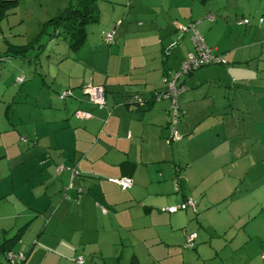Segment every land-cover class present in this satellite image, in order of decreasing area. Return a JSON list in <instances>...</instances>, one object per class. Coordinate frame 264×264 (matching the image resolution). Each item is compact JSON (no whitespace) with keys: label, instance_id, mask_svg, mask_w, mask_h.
<instances>
[{"label":"crops","instance_id":"obj_1","mask_svg":"<svg viewBox=\"0 0 264 264\" xmlns=\"http://www.w3.org/2000/svg\"><path fill=\"white\" fill-rule=\"evenodd\" d=\"M13 1L6 17L56 0ZM214 1L98 2L100 27L69 49L77 71L51 78L72 96L41 93L35 121L0 130V240L18 234L22 264H264V0H222L225 20L210 15ZM189 23L226 64L178 79L189 90L178 97L181 138L170 143L168 98L144 109L115 101L166 89L162 75L192 50L190 31L177 28ZM104 32H113L105 56ZM88 85L104 86L106 106L87 100ZM251 161L261 173L240 191ZM120 177L132 186L110 180ZM187 198L195 210L165 211ZM192 232L194 247L184 248Z\"/></svg>","mask_w":264,"mask_h":264},{"label":"rangeland","instance_id":"obj_2","mask_svg":"<svg viewBox=\"0 0 264 264\" xmlns=\"http://www.w3.org/2000/svg\"><path fill=\"white\" fill-rule=\"evenodd\" d=\"M96 1L101 4L105 0ZM214 2V6L218 5L220 8L215 10L216 12L214 10L210 12V15L215 16L214 14L217 13V18L225 20L228 14L223 12L224 2L222 0H215ZM63 4H66V0L44 1L43 6L37 2L27 13L21 14L22 10L17 9L8 17L0 18V130L10 122L17 124L19 117L22 116L23 120L27 122L35 121L38 118L35 105L41 93L46 92L51 96L54 94L60 100V93L69 89L73 92V88L69 86L56 89L55 85L51 84V78L56 75H58V82L61 83L68 80L69 73L74 70L77 71L61 31L56 33L54 27L48 23V19L55 15V10L60 9L61 5L65 6ZM99 27L98 21L87 24L88 36L93 28ZM102 36L100 38L102 45L100 51L105 56L106 52H110L109 47L111 45L105 44L102 41ZM8 44L24 46V49L20 52H17L20 49L10 50ZM90 45L88 42L85 47L89 49ZM203 68L194 72L197 73ZM88 69H86L87 72ZM20 76H23V81L17 83L16 79ZM28 106H31L30 114L28 113ZM249 166V177L245 181L243 179L244 182L241 184L240 191L248 185H252L255 175L261 173L262 166L260 163L251 161ZM258 219L264 221L261 220L260 216ZM252 224L254 222L243 226L240 230L250 229ZM259 252L264 254V248L259 249ZM3 259L4 257L0 256L1 263H3ZM4 261L5 264H8L5 259Z\"/></svg>","mask_w":264,"mask_h":264},{"label":"trees","instance_id":"obj_3","mask_svg":"<svg viewBox=\"0 0 264 264\" xmlns=\"http://www.w3.org/2000/svg\"><path fill=\"white\" fill-rule=\"evenodd\" d=\"M15 6H16V2L13 0H0V18L6 17L7 11L10 10L11 8L15 7ZM99 16H100L99 7L97 5L96 0H71V1H69L68 5L63 10H60L55 16H52L51 18H49L48 23L54 27V29L56 30V33L57 32L59 33L61 31L60 33L62 34L63 39L67 42L69 49L71 51H76L77 49H79L83 45V43L86 40V37H87L86 25L91 23V22H94V21H99ZM247 23H248V21H247ZM247 23H244V24H247ZM107 33H109V32H104L102 34L103 35L102 41L105 44L109 45L113 42V39L111 42L106 41L105 36ZM190 34H191V32H190ZM8 45L10 47V50L16 51V49H20L17 52H20V51H22V49H24V46H16V45H12V44H8ZM169 48L170 47H167L166 51H163L164 56L169 53ZM208 48L210 49V51L213 55L220 56L224 59V57L222 55L216 53L212 48H210V47H208ZM190 52H194V47H192V50ZM189 53H187V55ZM187 55L185 56L183 61L186 59ZM182 62L180 64L179 68L174 73H172L171 75L166 74L167 71H165L164 74L162 75L161 80L166 85L165 90L161 91V90L155 89L147 97L141 93H138V92H125L116 98L115 105L134 106L137 109H144V108L151 106V104L154 102V100H156L157 98L165 97V95L168 93L169 81L173 77V75L180 70ZM225 64H226V60L224 59V63H222V62H220V63H208V64H205V65L199 67V68H202V67L208 66V65H225ZM199 68H197V69H199ZM197 69H195V70H197ZM195 70H192V71H190L184 75H180L178 77V79L193 73ZM178 79L176 80V85L178 87L184 86L185 89H184V91L177 94V96L175 98L176 103H177L178 108H179V115H178L177 123H178L180 116L182 114V111L180 110L179 103H178V97H179V95H181V94H183L189 90V87L184 82H178ZM99 86H101L103 89L104 104L102 107H104V106H106L105 88L102 85H99ZM81 90H82V87H81ZM67 91L71 92L70 95L64 96L62 98L59 97L61 100H65V99L72 96V91L70 89ZM166 98H168L170 100L169 97H166ZM87 100L90 101V98L88 97ZM93 105L96 106L95 104H93ZM77 111H79V110L76 109L74 114ZM169 114H170V107L168 108V116H169ZM176 127H177V125H176ZM24 139L26 140V137ZM166 140L167 141L169 140L170 143L173 142L169 138V126H168V133L166 136ZM17 237H18V234L16 233L14 236L9 237V238H5L2 240V242H0V252L3 254L5 260H6V256L8 255V253H12V254L16 255L18 252H23L20 250H15L12 247L14 242L16 241ZM192 247H194V245ZM192 247H190V248H192ZM24 255H25V253H24ZM23 260L24 259H22V260H16L15 259L13 264H22L24 262ZM6 262L8 263L7 260H6Z\"/></svg>","mask_w":264,"mask_h":264},{"label":"built area","instance_id":"obj_4","mask_svg":"<svg viewBox=\"0 0 264 264\" xmlns=\"http://www.w3.org/2000/svg\"><path fill=\"white\" fill-rule=\"evenodd\" d=\"M262 19H260L261 21ZM238 23H247L246 19H241ZM178 30L180 32L190 31V40L194 47V52H190L186 59L182 62V65L180 67V70L176 72L173 77L169 81L168 86V93L165 95V97H169L171 101L170 106V114H169V138L171 141L179 140L181 137L177 131V120L179 115V108L176 103V96L180 92L184 91L185 87L180 86L178 87L176 85V80L180 75H184L192 70H195L205 64L208 63H224V59L220 56L213 55L210 51V49L205 45L204 40L202 36L200 35L199 31L197 30L196 26L193 23H189L187 25L179 24ZM113 32H109L105 36V40L108 42L112 41ZM23 81V76H20L16 79L17 83H20ZM85 89V90H84ZM83 89V92L88 95L90 98V102L97 106H103L104 104V95H103V89L101 86H94V85H88L85 86ZM70 91H64L60 93L59 97L62 98L64 96L70 95ZM77 117H90V113L84 112V111H77L76 112ZM169 141V140H168ZM57 172H60L62 170V166L57 167ZM72 176H78L79 172L76 170V168H71ZM117 185H119L122 189H128L132 186V179L130 177H120V178H112L110 179ZM187 208H192L195 210V201L192 198H187L185 201L177 204L168 206L165 208V211L168 213H175L180 210H186ZM101 211L105 212L106 209L104 207H101ZM196 238V233L192 232L189 233L186 236V239L183 243L184 248H190L194 245V241ZM25 255L23 252H18L16 255L12 253H8L6 256V260L8 261V264H13L14 260H22L24 259ZM76 262L78 264H83V258L78 257L76 259Z\"/></svg>","mask_w":264,"mask_h":264}]
</instances>
